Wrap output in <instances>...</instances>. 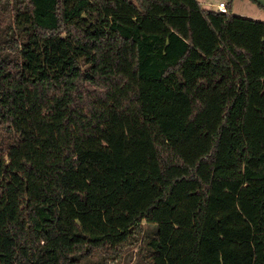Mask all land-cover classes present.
Instances as JSON below:
<instances>
[{
	"label": "trees",
	"instance_id": "16d2710c",
	"mask_svg": "<svg viewBox=\"0 0 264 264\" xmlns=\"http://www.w3.org/2000/svg\"><path fill=\"white\" fill-rule=\"evenodd\" d=\"M0 8L2 264L114 260L143 223L146 264H264L263 21L197 0Z\"/></svg>",
	"mask_w": 264,
	"mask_h": 264
},
{
	"label": "rangeland",
	"instance_id": "374dc122",
	"mask_svg": "<svg viewBox=\"0 0 264 264\" xmlns=\"http://www.w3.org/2000/svg\"><path fill=\"white\" fill-rule=\"evenodd\" d=\"M202 8L212 11H217L219 3H225L231 8L232 14L237 16L250 18L264 22V0H197ZM0 8V20L7 22L9 19V11L12 10V5L8 12H3ZM10 14V13H9ZM1 22V21H0ZM0 23V27L5 26ZM156 230V225L143 223L142 229L137 236L134 245L126 248L123 253L116 259L107 258L104 253H95L93 255L84 256L81 258L82 264H146L148 263L149 247L148 241L152 238ZM108 259V260H107Z\"/></svg>",
	"mask_w": 264,
	"mask_h": 264
},
{
	"label": "built area",
	"instance_id": "2783aa9c",
	"mask_svg": "<svg viewBox=\"0 0 264 264\" xmlns=\"http://www.w3.org/2000/svg\"><path fill=\"white\" fill-rule=\"evenodd\" d=\"M217 11L220 12V13L227 14L228 13V7H227V5L225 3L221 2L217 6Z\"/></svg>",
	"mask_w": 264,
	"mask_h": 264
},
{
	"label": "water",
	"instance_id": "95a60500",
	"mask_svg": "<svg viewBox=\"0 0 264 264\" xmlns=\"http://www.w3.org/2000/svg\"><path fill=\"white\" fill-rule=\"evenodd\" d=\"M0 264H2V260H1V254H0Z\"/></svg>",
	"mask_w": 264,
	"mask_h": 264
},
{
	"label": "crops",
	"instance_id": "0c3cea01",
	"mask_svg": "<svg viewBox=\"0 0 264 264\" xmlns=\"http://www.w3.org/2000/svg\"><path fill=\"white\" fill-rule=\"evenodd\" d=\"M234 14V13H233ZM235 15V14H234Z\"/></svg>",
	"mask_w": 264,
	"mask_h": 264
}]
</instances>
